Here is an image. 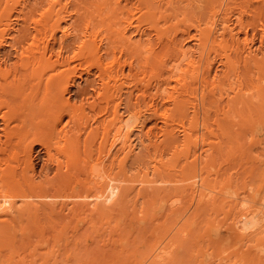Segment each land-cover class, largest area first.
<instances>
[{
  "label": "bare ground",
  "instance_id": "bare-ground-1",
  "mask_svg": "<svg viewBox=\"0 0 264 264\" xmlns=\"http://www.w3.org/2000/svg\"><path fill=\"white\" fill-rule=\"evenodd\" d=\"M77 1L78 6L77 4L76 6L81 11L80 17H78L79 14L76 16L77 11L72 13L69 9L72 0H5L3 3L5 5L0 8V54L6 46L14 51H12L13 55L11 53L0 55V264H35L33 260V262H27L28 257L33 254L41 256V259L42 257L48 259L51 254L62 250L66 253L70 238H68L69 233L65 227L70 226L68 225L70 219H72L71 222L73 219L76 220L73 216L77 214L75 212L78 205L75 206L73 202L79 203L78 208L83 207L80 202H87L89 198H92L91 202H105L111 195L112 189L116 190V188L117 196L121 197L132 194L136 197L149 196L150 192L141 191L147 187H150V191L154 190L151 188H155L152 185L156 179H148L149 174L156 175L163 173V170H171L163 166L153 165L151 168L148 166L147 157L150 148L166 146L178 153L179 148L182 147L186 153H189L188 158H192L179 169L172 168L178 171L181 177L178 176L177 179H171V181L160 179L163 183V187L160 188L162 189L161 194L164 196L172 193L187 194L192 198L198 191L202 194L208 189L203 171L209 167L211 155L202 152L204 155L200 156L199 153L201 157L199 162L198 155H194L197 152L190 156V150L193 146L197 147L200 140L202 145L205 144L201 137L204 136L205 121L208 120L205 111H210V109L207 110L208 108L205 109V106L210 105L216 108L223 104V110H243L250 109L254 105V100L264 99V0H255V3L253 0H171L164 3L167 9L169 6L176 7L175 2L184 3V7L180 3V7L174 8V12L170 14H177L180 8L184 9L182 15L185 19L183 18V21L180 19L182 15L179 11L180 15L177 14L179 18L176 19L181 21L175 25L185 28L182 26L185 23L190 30H193V33L185 30L187 36L184 39L181 38L182 40L179 36L178 39L181 41H178L176 35L172 34L175 36L171 38L170 45L164 46L167 41L163 39L164 43L159 38L167 35L162 34L160 29L156 31L150 26V29L159 32L157 37L159 42H162L161 48L164 47L163 53L159 51L161 57L158 59L163 70L155 62L154 67L166 73L167 76L162 75L166 77L165 81L174 79L176 82L180 81L177 83L181 86V88L177 87L181 89L179 93L175 94L178 92L176 91L172 94L171 89L169 91L173 96L166 97L172 98L177 123L172 121L171 125H165L160 129L161 140H157V136L152 135L154 134L151 133L152 128L145 131L147 119L144 118L145 113L150 114L151 117L148 118L160 116V107H163V101L166 100L164 98L166 89H161L162 81H159L160 72L157 70L156 73L152 71L150 72L152 74H148L151 78L157 74V79L154 78L157 83L152 84L156 91L152 95H156L149 96L150 100L147 102L143 94L148 87L147 83L145 84L148 77H146L147 73L144 68L150 63H147V59L141 55V52L148 53L152 48L148 45L141 48L147 43L143 41L145 44L139 45L142 39H137L135 36L132 37L139 40V43L136 42L134 46L124 43L127 41L129 43L131 40L130 37H125L126 30L129 28H134L136 32L133 31V33L140 38L147 33H152L147 32L148 28L143 26L147 28L145 33L142 24L147 23L148 25L155 20L157 16L155 13L161 8L157 11L154 6L160 7L163 0H135L133 3L132 0H123L125 4L134 5L130 8L120 6L121 0H112L111 5H115L116 9L107 8L108 10L106 7L109 0ZM31 3L33 6L30 7L31 11L28 13H34L35 5L44 3L43 11L35 12L39 14L38 19L40 20L35 17L36 14H30L29 16H34L36 20L33 18L31 22L28 20L29 23L25 22L27 24L23 27L17 25V28L22 29L15 30L16 26L13 27L12 24L13 17L17 15L18 18H24L27 14L25 10H29ZM164 4L161 7H164ZM125 7L130 10H126ZM110 10L112 11L109 15ZM175 10L178 11L175 12ZM134 11L139 16L135 17ZM118 12L121 13L119 17H117ZM85 13L90 15H85ZM123 13L126 16L122 15ZM244 15L248 16L249 21L245 17L247 22H244ZM74 16L78 17L77 21L80 19L78 24L71 21ZM110 16L112 17L109 18ZM162 16V18L165 17L164 13ZM166 16H170L168 12ZM120 17L123 18L120 19L123 20L122 27L119 25L117 32L124 45H118L124 47H120L117 51L119 46L113 43L117 36L110 40L113 42H109V32L106 33L103 27L110 29L119 24L118 18ZM172 18L171 21H173ZM24 20L27 21L25 18ZM164 20L166 23L167 19ZM249 26L259 32L260 40L255 37V34L252 38L248 37L247 31L249 30L246 27ZM177 28L179 31H175H182L180 27ZM13 31L17 33L16 36ZM131 31H129L130 35H133ZM242 33H244L243 37H241ZM254 39L259 40L260 48L254 47ZM70 40L71 43L68 42ZM147 41L150 42L148 39ZM155 42L152 40L151 44H148L149 46L153 44L152 47L155 48ZM192 42L194 43V47L191 46L193 49L188 45ZM153 51L156 50L152 49L150 52ZM136 54L142 56L143 61L136 63ZM148 56L145 57L150 61L155 55ZM123 57L125 59L122 62ZM12 58L13 62H11ZM215 62L222 67V71L219 72L220 76L216 73L212 75ZM126 67L128 73L125 74ZM246 74L248 77H245ZM81 79L84 80V85L92 91L89 95L91 100H80L77 98L79 95H76L78 102H72L69 96L71 87L79 86ZM177 83L174 82L176 85ZM163 84L165 85L166 82ZM132 88L142 93H137L138 96L132 97ZM81 89H78V93L83 95ZM82 90L86 93L84 88ZM216 94L218 99H212ZM183 96L186 97L185 100ZM155 97L160 98L156 104L154 103ZM208 97L211 99L208 100ZM214 103L218 104L214 105ZM222 109L219 108L221 111L219 114L224 113ZM133 119L137 122L135 125L132 123ZM178 126L182 128L179 131L182 132L181 137H178ZM155 127L154 123L153 129ZM134 131H137V140L133 139ZM34 145H38L46 157L43 156L42 159H45L47 164L41 159L44 164L41 163L42 168L39 172L31 160ZM49 167H53L51 176ZM141 192L143 196H140ZM154 194L158 193L152 192L150 196H155ZM203 197L210 198L206 192L203 193ZM210 201L211 199L206 203L214 204ZM17 202L20 204L17 205ZM32 202H42L43 204H40L45 206V211L42 212H49L46 209L53 208L48 207L47 202H67L65 204H70L69 206L73 204L76 209L68 207L66 209V212L67 210L69 212L66 214L68 216H57L56 212H51L56 216L46 214L52 218L58 217L54 219L59 221L56 223V220L50 218L43 224L45 221L39 220L41 211L37 213ZM203 203L205 202L199 200L197 209ZM252 203L248 204L251 206L245 205L241 208L237 205L234 211L228 214L232 216L230 233L238 241L256 238L259 234L264 235V197ZM173 204L172 202L171 208ZM239 205L242 206V204ZM59 212L62 214L63 209ZM77 212L80 213V210ZM78 216L77 220H79ZM141 221H137L136 225L140 227L144 220ZM74 229L78 230V228ZM64 234L68 236L67 241L69 242L65 240ZM35 238L38 239L37 242H41L42 247L39 246L41 248L35 246L33 241ZM61 239L64 241H60ZM163 241L162 238L156 240L148 251L149 253L141 254L143 256H140L136 264H167L170 260L172 262L175 243L169 241L163 245ZM59 242H66V245L62 244L64 246L62 247ZM252 262L259 264L256 259Z\"/></svg>",
  "mask_w": 264,
  "mask_h": 264
},
{
  "label": "rangeland",
  "instance_id": "rangeland-1",
  "mask_svg": "<svg viewBox=\"0 0 264 264\" xmlns=\"http://www.w3.org/2000/svg\"><path fill=\"white\" fill-rule=\"evenodd\" d=\"M171 0H163V2H161L162 4H164L165 2H169ZM178 1V0H176ZM255 3V0H253ZM252 1V2H253ZM2 2V3H1ZM0 4V8L3 7V4L5 2L1 1ZM77 2V3H76ZM120 2V6H128L129 8L134 5H132L133 2H135V0H132L131 5L125 4V1L121 0ZM175 2V1H174ZM75 3V4H73ZM111 3L113 4L112 0L107 1V8H115L116 6L111 5ZM160 3V7L157 8V6L155 9L160 10L158 11L159 13H161L163 15H165L164 18H162V15H158L159 13L156 12L155 10V14L157 15L156 18L159 19L158 23H157V19L154 18L155 20H153L150 24L146 25L147 23H143L142 24V29L144 30V32L146 33L147 28L148 31L147 32H152L151 34L147 33V35H145L146 37L148 36L149 38H140L138 35H135L134 32L135 29L134 28H129L128 30L131 31V34L133 33V35H130V32L128 30H126V34L125 37L128 38L130 37L131 40L128 43H124V44H130L133 46L137 43H139V40L137 41V39H142L140 40V42L142 41V43H139V45L141 44H145V42L147 44L142 45V47L147 46L152 48L150 49V53L148 52H141V55L144 56L145 59H147V64L148 69L144 68V70H146V77H148V80L146 79L145 84L147 83V91L146 94L145 92H143V94L145 95V99H147L146 101L149 102L148 100H150V97H154V95L152 93H155L156 91H154L155 89L153 85H155L157 83V81L155 79H157V74L156 76H154V78H151V75L148 74H152L150 72L152 71H159L157 73L158 76H160L159 81L162 83L160 84L161 89H166V93H165V101H163V107H160V116L158 117H152V118H148L151 117L149 113H145V131H147V129H151V133L154 137H156L157 140H161V131L160 129H162L165 125H171L172 121H175L177 123V114L175 113V111L173 110V103H172V98H166V97H170L173 96L172 94L179 93V90H181V86L180 81L176 80H172V81H168L166 79V77L162 76V75H166V73L164 74L163 68L160 66V60H158L161 57V52L163 53V46L161 48V43L165 40L167 41L166 44L164 46H169L171 41L173 39V36L177 37L176 39L178 41H181V38H186L187 36V32L185 30H189L190 32H192L193 30L189 29L187 27V24H185L184 22H182V24L184 23L185 28H182L180 25H178V22L181 21L183 18L185 19V16L182 15V11H185L184 9L180 8V12L178 11L182 16L180 17L181 20L176 19L177 17L179 18V16H177V14L173 13L172 15L170 13L174 12V8H179L180 7V3H182V5L184 4L183 2H175V6L174 8H171L170 6L167 9V5L164 7H161L162 4ZM32 4V3H31ZM28 7L29 10H25V19L27 21L24 20V18H18L17 16L15 18V16L13 17L14 19L12 20V24L13 27H15V30H19L22 28H17L18 27H23V25L29 23L36 18H34V16H29L30 14H36L35 17L40 18L39 14L35 13V12H42L43 11V7H44V3L42 5L37 4V6L35 5V12L34 13H28V11H31V8L33 6V4ZM78 6V1L77 0H72L71 4H70V11H77V15L79 14L78 17H80L81 15V11L78 10L77 6ZM167 4V3H166ZM174 4V3H173ZM172 4V6H174ZM41 7H40V6ZM130 5V6H129ZM179 6V7H178ZM37 7H39L38 11ZM184 7V5H183ZM18 8V7H17ZM73 8V9H71ZM129 8L125 7V9L130 10ZM252 8V7H251ZM76 9V10H75ZM42 10V11H41ZM108 10V9H107ZM107 10H105L107 12ZM169 10V11H166ZM172 10V11H171ZM111 11H108V14H111ZM135 12V11H134ZM168 12V15L173 16L171 21L170 16H166ZM136 13V12H135ZM17 14V13H14ZM140 14V13H139ZM178 14V15H180ZM85 15H90V14H86ZM121 15V13L117 14V17H119ZM124 15V13L122 14ZM126 16V15H124ZM123 16V18H125ZM139 16L137 13L135 14V17ZM155 16V15H153ZM184 16V17H183ZM75 18V16L73 17V19H71V21H75V24H78L80 22V19L77 21V18ZM112 16H110L109 18H111ZM245 17L246 20L249 21L248 16L244 15V22L245 21ZM28 18V19H27ZM122 17L118 18L119 20V24L112 26L109 28L107 27H103L105 32L109 34V42H113L110 41L112 40L115 36H117L115 42L116 45L122 44L121 39H120V34H118L117 29L118 26L120 25L122 27V21L120 19H123ZM16 19V20H15ZM75 19V20H74ZM164 19H169L170 21L165 20ZM177 20V23H175V20ZM19 22H18V21ZM24 20V21H21ZM29 20V22H28ZM40 20V19H38ZM37 20V21H38ZM20 21L22 23H20ZM70 21V22H71ZM121 21V23H120ZM183 21V20H182ZM18 22V23H15ZM24 22V23H23ZM27 22V23H25ZM21 25H20V24ZM99 23V22H98ZM155 23V24H152ZM152 24V25H151ZM176 24V25H175ZM181 24V22H180ZM154 25V26H153ZM146 26L147 28L143 27ZM149 26V27H148ZM155 28L156 31H162V34H165L167 36H163V37H167L166 40L165 38H159L161 39V43L159 42V39L157 37L158 33L155 32V30L150 29L151 27ZM109 27V26H108ZM120 27V28H121ZM177 27H180V32L179 29ZM113 30H112V29ZM145 28V29H144ZM249 32L248 33V37L252 38V35L255 34L256 38L259 39V32L258 31H254L251 26L246 27ZM160 29V30H158ZM251 29V30H250ZM112 30V31H110ZM178 30V31H175ZM117 33H116V32ZM185 31V32H183ZM14 32V33H13ZM12 33L15 34V31H13ZM104 32V34H105ZM115 32V33H114ZM175 32V33H173ZM178 32V34H177ZM181 33H183L182 35H180ZM193 33V32H192ZM191 33V34H192ZM17 34V33H16ZM16 34L14 36H16ZM107 34V35H108ZM118 34V35H117ZM175 34V35H172ZM186 34V35H185ZM251 34V35H250ZM114 35V36H113ZM130 35V36H128ZM150 35V36H149ZM172 35V37H170ZM59 36V35H58ZM57 36V37H58ZM113 36V37H110ZM135 36L136 38H133ZM180 37V39H178ZM244 36V33L241 34V37ZM152 37V39H151ZM160 37V36H159ZM254 37V38H255ZM122 38V37H121ZM172 38V39H171ZM118 39V40H117ZM145 39V40H143ZM150 40V42L147 41ZM155 39V40H154ZM164 39V40H163ZM254 39L255 42V46H260L258 45L260 42L259 40ZM135 40V41H134ZM155 42V48L151 46H149L148 43L151 44V42ZM107 41V43H108ZM145 41V42H143ZM164 41V43H165ZM71 43V40L68 41ZM118 42V43H116ZM133 42V43H132ZM106 43V42H105ZM168 43V44H167ZM191 43V41H190ZM188 44L190 46L191 49H193L191 46H193V42L192 44ZM115 45V46H116ZM116 46L117 51L120 49V47H124V46ZM125 45V46H126ZM105 47V46H104ZM194 47V46H193ZM256 47V48H258ZM10 47H5L3 48V50H5V52H3V50H1V56L7 54L9 55L10 53L13 55V49H9ZM161 48V50L159 49ZM260 48V47H259ZM8 49V51L6 50ZM144 50V49H143ZM8 53H7V52ZM11 51V52H10ZM13 51V52H12ZM158 51V52H157ZM147 53V54H145ZM140 54V53H138ZM136 54L137 56H135V61L136 63L143 61V57ZM119 55V54H118ZM153 56L150 59V61L148 60L149 58L145 57V56ZM125 56V55H123ZM148 56V57H150ZM159 56V57H158ZM141 57L143 59H141ZM140 58V59H138ZM157 58V59H156ZM13 59V58H12ZM11 59V60H12ZM123 59H125V57H123L121 60L122 62L124 61ZM139 60V61H138ZM156 60V61H155ZM14 59L11 61L13 62ZM158 61V62H157ZM159 64V66L161 67L160 69H156L157 67H154L155 63ZM135 63V64H136ZM154 64V65H153ZM156 64V65H157ZM137 65V64H136ZM155 70H153L154 68ZM158 66V68H159ZM149 67H151L152 69H150ZM128 68L126 67L125 70V74L128 73ZM149 69L151 71H149ZM222 71V67L220 66V64H218L217 62H215L214 64V68L212 70V75H214L215 73L217 75H219V72ZM148 71V72H147ZM153 72V73H154ZM163 72V73H162ZM156 73V72H155ZM162 73V74H161ZM161 74V75H160ZM150 76V77H149ZM220 76V75H219ZM163 77V78H162ZM245 77H248V74H246ZM151 78V79H150ZM165 78V79H164ZM154 79V81H153ZM92 80V78L90 79ZM152 80V81H151ZM84 80H80V85H76L74 87H71V93L69 94L70 99L72 102L77 101L78 99L83 100V99H87V100H91L90 98V94H91V90L86 87L87 85H84L85 83L83 82ZM147 81H149V84ZM154 82V83H153ZM159 82V83H160ZM166 84L164 85L163 83ZM177 83L176 84H174ZM247 82V81H245ZM153 84V85H152ZM150 85V87H149ZM85 86V87H83ZM153 86V87H152ZM164 86H166L164 88ZM169 86V88H168ZM173 88H172V87ZM180 88H177V87ZM78 87V88H77ZM140 87V88H139ZM138 88L141 90V86H139ZM177 89H175V88ZM85 89V92L88 93H83L84 91L82 89ZM88 92H87V89ZM82 92L83 95H81V93H78L79 90ZM172 89V92L169 91ZM133 92H132V97H136L138 95H136L137 93H142V92H137L138 90L136 88H132ZM175 90V91H174ZM91 91V92H90ZM126 91V90H125ZM136 91V92H135ZM150 92V94H148ZM135 93V94H134ZM172 93V94H171ZM85 94V95H84ZM170 94V95H169ZM78 97H77V96ZM148 95V96H147ZM152 95V96H151ZM217 95V94H216ZM216 95L214 97H212V99H218V95L216 97ZM84 96V97H83ZM86 96H88L89 98H87ZM127 96V95H126ZM148 98H147V97ZM150 96V97H149ZM200 94L198 93V98H199ZM76 97L78 99H76ZM81 97V98H80ZM86 97V98H85ZM144 97V96H143ZM176 97V95L174 96V98ZM123 98L125 99V95L123 96ZM156 98V97H155ZM154 98V103L156 104L160 98ZM186 98V97H185ZM184 96L183 99L185 100ZM223 98H225V95H223ZM170 101H169V100ZM211 99V97H208V100ZM79 100V101H80ZM84 100V101H85ZM126 101V100H125ZM124 101V102H125ZM156 101V102H155ZM257 101V102H255ZM166 102V103H165ZM254 105L252 107H250V109H243V110H230L227 111V109H222V105L220 104L219 106H217L216 108L214 106L209 107L205 106V109L210 111H205L207 113L206 116L208 120L205 121V128L206 131L204 133V136L201 137L204 139V145L201 144V140L199 142V144L197 145V147L194 148V146L191 148L190 150V156L193 153L195 156L198 155L200 153L204 155V154H209L210 156V161L208 164V168L207 170L203 171V176L206 177V181L208 183V189L205 190L203 193H207L210 198L208 199L207 197H203V193L200 194V191L196 192V194L192 197L188 196L187 194H178V193H172L170 195L164 196L163 194H161V191L163 187V183L161 182L162 180L160 179H165V180H170L171 179H177L178 176H180V174L178 173V171H174L175 169H179L180 166H183L188 160L190 161V158H188L189 153H186L185 149H183L182 147L179 148V152H174V149H172L171 147H160V148H150L149 149V154L147 157V163L148 166H150V168L153 165H157V166H163V167H167L170 168L171 170L169 171H164L163 173H157L156 175H152L149 174L148 179H153L155 181V183L152 186H155V188H151L150 191V187H146L147 188H143L144 193H149L150 195L151 193H158L156 195H158L156 197L155 196H146V197H136L132 195H129L127 197H121V196H117L116 191L118 192L117 188L118 185H115L114 188L111 191V195L109 196V198L105 201V202H91L90 199L92 198H87V202H80V204H83V207L80 206V208H78L79 203L78 202H73V204L75 206H77L76 208H74L75 206H69L70 204H65L67 202H54L57 203L56 205H54L53 202H47L46 205H48V207L52 208L50 209H46L49 212H42L45 211L43 205H41L40 203L42 202H32V206L34 208V210H37L40 214L43 216H39V220L42 219L41 222L46 223L47 220L54 219V218H58V217H49L46 214H51V212H56L55 214H57V216H68L66 214H69L68 210L66 212V209H68V207L70 208H74L76 209L75 214L79 217V220H77V216H73L76 217V220L73 219V221L71 222L70 219L69 220V227H65L67 228V233L68 236H65V234L63 236H65V240L67 241V237L70 238V242L67 243L68 245V250L66 253H64V250H62L61 252H57L54 254H51L50 257L48 259H46L45 257L41 256H35V254H33V256L28 257L27 262L29 261H34L35 264H136V261L140 258V256H143L141 254H148L153 245V243L158 240V239H164L163 241V245L169 241H172L173 243H175L174 249H173V261L172 262H168L167 264H253L255 262H252V260H258L259 264H264V235L259 234V236L256 238H250L248 240H236L237 238L234 237L232 235L230 227H231V222H232V216L228 215L230 213H232L234 211V208L237 206L238 208L240 207H245L246 206H251L248 204H251L252 202L254 203V200L256 201V199H259L261 197H264V99H256L253 101ZM252 103V104H253ZM165 104V106H164ZM218 104V103H217ZM216 103H214V105H217ZM213 105V104H211ZM221 107L222 112L219 114L221 111L219 110V108ZM254 107V108H253ZM204 109V110H205ZM218 109V110H217ZM219 111V112H218ZM200 112H203L202 110H200ZM209 113V114H208ZM149 114V115H148ZM219 114V115H218ZM209 115V117H208ZM154 118V119H153ZM151 119V120H150ZM134 125L137 123L136 121L132 122ZM154 123H155V129H153L154 127ZM201 126V125H200ZM178 137H181L182 132H179L180 130H182V128H180L178 126ZM135 136L133 137L134 140L136 139V134L137 131H134ZM151 135V136H152ZM201 135V134H200ZM30 140L28 139V142ZM136 142V141H135ZM38 147V145H36ZM34 145V149L31 152V160L33 162L35 166V168L38 170V172L41 170L42 167H40L41 165V159L45 157L44 152H42L43 150L40 149V147H36ZM194 148V149H193ZM36 149H40V150H36ZM38 151V152H37ZM37 154H36V153ZM42 152V155H41ZM204 154H203V153ZM34 153V154H33ZM39 153V154H38ZM36 154V157H35ZM33 155V157H32ZM41 155V157L39 156ZM208 155V156H209ZM44 156V157H43ZM198 155V161H201V157ZM194 157V156H193ZM204 157V156H203ZM212 157V158H211ZM37 158V160H36ZM46 158V157H45ZM200 158V159H199ZM34 159V160H33ZM40 159V160H39ZM192 159V158H191ZM194 159V158H193ZM36 160V161H35ZM45 159H42V161H44ZM40 161V162H39ZM37 162V163H36ZM45 164L46 161H44ZM44 164V163H42ZM200 164V163H198ZM43 166V165H42ZM40 167V168H39ZM172 170V168H174ZM50 170V176L53 174L52 170L53 167H49ZM161 168V167H160ZM36 170V171H37ZM176 172V173H174ZM179 174V175H178ZM120 177V176H119ZM159 180V181H158ZM161 183V184H160ZM156 184V185H155ZM148 185V184H147ZM173 185V184H171ZM149 188V189H148ZM114 190V192H113ZM163 193V192H162ZM142 194V192H141ZM140 196H143V194ZM163 195V196H161ZM256 198V199H255ZM211 199L210 202H214V204L209 205L206 202H208ZM199 200H202L203 203L198 209H197V202H199ZM172 202L173 204V208H171V204ZM241 202V203H240ZM249 202V203H248ZM46 203V202H45ZM52 203V205H51ZM71 203V202H69ZM78 203V204H76ZM238 203V204H237ZM252 203V204H253ZM20 202H17V205H19ZM43 204V203H42ZM239 204H242L239 205ZM41 205V206H40ZM60 205V206H57ZM66 205V206H65ZM52 206V207H51ZM64 208H63V207ZM36 207V208H35ZM39 207V208H38ZM55 207V208H54ZM63 209V213L61 214V212H59L61 209ZM67 207V208H66ZM83 208V209H82ZM232 208V209H231ZM43 209V210H41ZM57 209V210H56ZM173 209V211L171 210ZM80 210V213L77 212ZM82 210V211H81ZM222 210V211H221ZM185 211V212H184ZM232 211V212H230ZM66 212V213H65ZM225 212V213H223ZM222 213V214H221ZM55 214H51L52 216ZM49 217V218H44V217ZM56 216V215H55ZM226 216V217H225ZM44 220H43V218ZM81 218V219H80ZM227 218V219H226ZM46 219V220H45ZM57 221H59L58 219H54ZM83 220V221H80ZM144 220L143 224L137 226L136 222L137 221H141ZM48 222V221H47ZM76 222V223H75ZM85 222V223H84ZM142 222V221H141ZM82 223V225L80 224ZM84 224V225H83ZM139 224V223H138ZM80 226V227H78ZM74 228H78L74 229ZM76 231V232H71V231ZM229 230V231H228ZM66 231V230H65ZM71 232V233H70ZM63 236L61 238H63ZM260 240H259V239ZM75 239V240H73ZM256 239H258V241H256ZM33 244L35 246H38L37 248H41L42 244H40L38 241V239L36 240V238L33 240ZM60 241H64V239H61ZM73 241V242H72ZM76 241V242H74ZM244 241V242H243ZM60 243V242H59ZM66 242H61V246L64 247L62 244H65ZM72 243V244H71ZM76 243V244H74ZM66 245V244H65ZM41 246V247H39ZM177 251V252H176ZM258 257V258H257ZM150 260H152V258H150ZM32 261V262H33Z\"/></svg>",
  "mask_w": 264,
  "mask_h": 264
}]
</instances>
